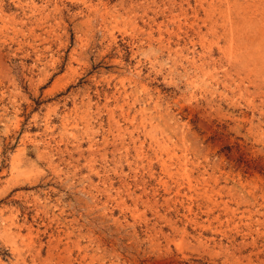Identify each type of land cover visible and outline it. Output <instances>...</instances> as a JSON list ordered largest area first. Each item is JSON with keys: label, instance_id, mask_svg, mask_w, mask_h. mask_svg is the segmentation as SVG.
Segmentation results:
<instances>
[{"label": "rangeland", "instance_id": "1", "mask_svg": "<svg viewBox=\"0 0 264 264\" xmlns=\"http://www.w3.org/2000/svg\"><path fill=\"white\" fill-rule=\"evenodd\" d=\"M0 264H264V0H0Z\"/></svg>", "mask_w": 264, "mask_h": 264}]
</instances>
